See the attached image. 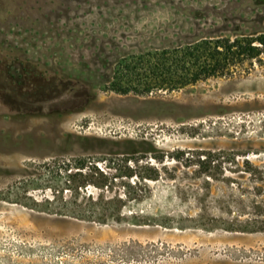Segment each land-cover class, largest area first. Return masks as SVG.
Segmentation results:
<instances>
[{"label":"rangeland","instance_id":"1","mask_svg":"<svg viewBox=\"0 0 264 264\" xmlns=\"http://www.w3.org/2000/svg\"><path fill=\"white\" fill-rule=\"evenodd\" d=\"M261 33L264 0H0V264H264V232L235 229L264 199L245 172L264 171V53L179 90L111 89L150 51ZM79 158L128 220L39 210L86 204Z\"/></svg>","mask_w":264,"mask_h":264},{"label":"trees","instance_id":"2","mask_svg":"<svg viewBox=\"0 0 264 264\" xmlns=\"http://www.w3.org/2000/svg\"><path fill=\"white\" fill-rule=\"evenodd\" d=\"M264 53V33L239 37H199L192 41L179 44L172 48H163L160 51H150L145 55L133 59V62L117 68L111 81V89L120 94L137 93L146 94L154 90H179L193 85L210 77L231 76L237 72L245 62L254 60ZM121 68V69H120ZM128 72L124 78L120 71ZM131 75V76H130ZM144 75V77L140 76ZM230 152V151H229ZM218 154L215 153L213 157ZM77 171L68 175L70 183H78L84 189L94 184L103 190L107 184V177L97 165L88 164L86 159L77 160ZM146 175L156 178L157 171ZM90 171V172H89ZM101 176H95V174ZM245 172L259 183H264V171L254 167L247 161ZM142 178L144 176H141ZM257 196H264V185L257 187ZM83 198L87 199L85 205L71 199L63 207L65 210L41 208L39 210L61 217H70L99 224L121 223L123 215V199L119 196H106L100 193L94 196L85 189ZM250 219L246 225L236 230L264 232V199L253 201ZM138 223L140 221H131Z\"/></svg>","mask_w":264,"mask_h":264}]
</instances>
